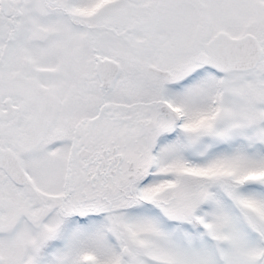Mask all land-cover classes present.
<instances>
[{"label":"snow or ice","instance_id":"snow-or-ice-1","mask_svg":"<svg viewBox=\"0 0 264 264\" xmlns=\"http://www.w3.org/2000/svg\"><path fill=\"white\" fill-rule=\"evenodd\" d=\"M0 264H264V0H0Z\"/></svg>","mask_w":264,"mask_h":264}]
</instances>
